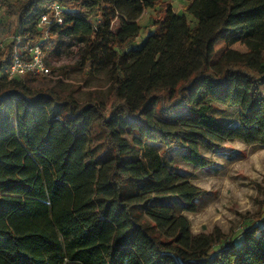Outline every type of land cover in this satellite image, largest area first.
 I'll list each match as a JSON object with an SVG mask.
<instances>
[{
    "label": "trees",
    "instance_id": "16d2710c",
    "mask_svg": "<svg viewBox=\"0 0 264 264\" xmlns=\"http://www.w3.org/2000/svg\"><path fill=\"white\" fill-rule=\"evenodd\" d=\"M54 1L63 22L43 41ZM0 34V72L16 37L43 42L45 61L71 39L111 81L102 110L0 74V264H264V207L237 235L193 234L171 201L197 189L165 174L167 150L205 168L200 146H264V0H189L181 13L170 0H5ZM241 39L245 52L212 61L218 40ZM216 105L238 107L239 124Z\"/></svg>",
    "mask_w": 264,
    "mask_h": 264
},
{
    "label": "rangeland",
    "instance_id": "374dc122",
    "mask_svg": "<svg viewBox=\"0 0 264 264\" xmlns=\"http://www.w3.org/2000/svg\"><path fill=\"white\" fill-rule=\"evenodd\" d=\"M11 1V0H10ZM174 11L181 13L189 0H171ZM145 23V17L141 19ZM142 30V34H146ZM0 39L3 36L0 34ZM50 42V46L53 44ZM50 49V48H49ZM80 46L71 39L58 48L57 55L46 59L50 73L28 75L22 81L33 89L50 91L61 97L67 96L80 104L97 103L104 110L110 90L108 68L87 72L88 64L81 66L83 59ZM227 50L245 52L244 40L230 43L218 40L214 44L213 62H218ZM231 126L239 124V108L216 105L213 111ZM92 144L101 148L102 117L94 121L91 129ZM163 150V146H156ZM202 155L209 160L205 168L184 162L177 150H167L165 154V174L175 179L176 184L189 183L196 187L194 194L172 199L174 212L185 217L193 234L219 233L237 235L251 218L264 207V146L249 144L245 140H225L219 149L200 146Z\"/></svg>",
    "mask_w": 264,
    "mask_h": 264
},
{
    "label": "built area",
    "instance_id": "2783aa9c",
    "mask_svg": "<svg viewBox=\"0 0 264 264\" xmlns=\"http://www.w3.org/2000/svg\"><path fill=\"white\" fill-rule=\"evenodd\" d=\"M3 1L5 0H0V10ZM171 4L173 5L172 2ZM47 8L48 12L42 14L37 23L38 28L43 30V41L51 26L63 22L65 11V8L55 1L49 3ZM15 41L11 63L2 69L0 72L2 76L12 80L22 79L28 75L38 76L50 73V68L45 61L47 47L43 42H25L21 37H16ZM3 45L4 39H0V48Z\"/></svg>",
    "mask_w": 264,
    "mask_h": 264
},
{
    "label": "crops",
    "instance_id": "0c3cea01",
    "mask_svg": "<svg viewBox=\"0 0 264 264\" xmlns=\"http://www.w3.org/2000/svg\"><path fill=\"white\" fill-rule=\"evenodd\" d=\"M187 7V6H186Z\"/></svg>",
    "mask_w": 264,
    "mask_h": 264
}]
</instances>
